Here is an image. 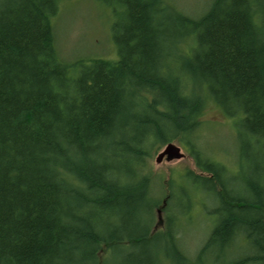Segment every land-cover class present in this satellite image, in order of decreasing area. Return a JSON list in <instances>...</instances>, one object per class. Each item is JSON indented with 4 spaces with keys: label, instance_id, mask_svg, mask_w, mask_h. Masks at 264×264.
Masks as SVG:
<instances>
[{
    "label": "trees",
    "instance_id": "trees-1",
    "mask_svg": "<svg viewBox=\"0 0 264 264\" xmlns=\"http://www.w3.org/2000/svg\"><path fill=\"white\" fill-rule=\"evenodd\" d=\"M59 1L0 0V264H264V0H212L197 18L104 0L119 9L116 59L72 65L55 48ZM205 97L251 163L243 196L194 146ZM175 139L208 175L187 181L215 199L191 257L177 217L151 231L160 199L140 171Z\"/></svg>",
    "mask_w": 264,
    "mask_h": 264
},
{
    "label": "rangeland",
    "instance_id": "rangeland-1",
    "mask_svg": "<svg viewBox=\"0 0 264 264\" xmlns=\"http://www.w3.org/2000/svg\"><path fill=\"white\" fill-rule=\"evenodd\" d=\"M211 1L162 0L169 13L173 15L180 13L191 18H197L204 13ZM118 19L120 20L118 7L104 0L59 1L57 12L51 19L58 56L69 65L78 61L88 64L92 59L115 60L116 50L111 38V26ZM184 49L186 44L181 43L178 51ZM174 59L176 60V56ZM69 72L70 75L73 74L72 68ZM199 89L198 86L195 87V91ZM142 93L148 98L151 96L148 91ZM197 94L203 96L202 91ZM203 101L200 115L202 125L197 130L194 146L197 149L202 148L206 155L220 161L229 170V174H233V180H228L230 189L233 192L240 191V195L243 196V178L250 174L251 163L246 162L240 150V141L236 137L233 120L223 114L208 97ZM191 141L193 138L190 139ZM171 143L180 147L184 154L182 159L170 162L163 159L160 163H156L155 157L163 150L166 145L164 143L145 154L140 171L142 176L151 181L152 189L160 199L159 205L153 207L151 211L153 215L151 231L154 233L164 230L166 219L177 217V226L174 228L175 238L179 248L191 257L200 248L212 227L213 221L209 210L215 206V199L205 188L187 181L185 176L188 173L202 177L208 175L197 168L185 145L176 139ZM254 154L255 151L252 150L251 156ZM187 197L190 199L191 207H187L189 205ZM182 210L186 212L184 216ZM104 254L105 250L102 247V256Z\"/></svg>",
    "mask_w": 264,
    "mask_h": 264
},
{
    "label": "water",
    "instance_id": "water-1",
    "mask_svg": "<svg viewBox=\"0 0 264 264\" xmlns=\"http://www.w3.org/2000/svg\"><path fill=\"white\" fill-rule=\"evenodd\" d=\"M183 157L184 154L181 152L180 147L170 142L156 155L155 162L160 163L163 159L170 162L172 160H180Z\"/></svg>",
    "mask_w": 264,
    "mask_h": 264
}]
</instances>
